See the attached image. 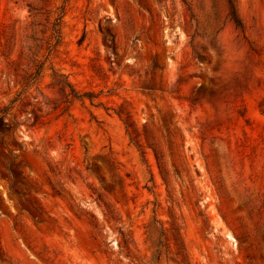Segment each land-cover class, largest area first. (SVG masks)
Wrapping results in <instances>:
<instances>
[{"label":"rangeland","instance_id":"374dc122","mask_svg":"<svg viewBox=\"0 0 264 264\" xmlns=\"http://www.w3.org/2000/svg\"><path fill=\"white\" fill-rule=\"evenodd\" d=\"M0 116V264H264V0H0Z\"/></svg>","mask_w":264,"mask_h":264},{"label":"trees","instance_id":"16d2710c","mask_svg":"<svg viewBox=\"0 0 264 264\" xmlns=\"http://www.w3.org/2000/svg\"><path fill=\"white\" fill-rule=\"evenodd\" d=\"M61 23H62V15L59 16L55 20V23L53 25V32H54L53 39L57 42V44L61 41ZM41 71H42V67H39V70L36 72L35 76L31 77V79L35 80L38 76H40ZM67 86L72 88L70 83H67ZM9 110H10V108H6L5 110H3L2 114H7ZM0 125L3 128L9 127V126L4 124V120L1 116H0Z\"/></svg>","mask_w":264,"mask_h":264}]
</instances>
